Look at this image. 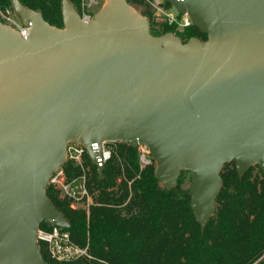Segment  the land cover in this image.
Returning a JSON list of instances; mask_svg holds the SVG:
<instances>
[{
    "label": "water",
    "instance_id": "1",
    "mask_svg": "<svg viewBox=\"0 0 264 264\" xmlns=\"http://www.w3.org/2000/svg\"><path fill=\"white\" fill-rule=\"evenodd\" d=\"M11 1L28 34L0 20V264H50L37 231L70 226L46 193L69 142L93 163L94 142L146 145L168 190L191 171L203 227L225 163L264 172V0H169L207 34L187 41L153 34L128 0H104L89 22L62 0V27Z\"/></svg>",
    "mask_w": 264,
    "mask_h": 264
},
{
    "label": "trees",
    "instance_id": "2",
    "mask_svg": "<svg viewBox=\"0 0 264 264\" xmlns=\"http://www.w3.org/2000/svg\"><path fill=\"white\" fill-rule=\"evenodd\" d=\"M38 10L45 20L63 26L62 0H21ZM75 7L80 0H70ZM150 20L155 35L173 32L174 27L154 20V11L145 0H128ZM13 6L0 0V8ZM177 35L183 41L207 34L194 24ZM118 155L108 161L100 177L94 167L89 187L96 205L88 216L74 209L59 191L46 190L70 226L66 229L88 255L68 261L50 257L40 242L44 260L50 264H264V172L258 165L240 175L235 161L224 164L223 184L216 199V210L203 227L190 205V189L183 187L184 169L178 185L168 190L155 174L154 162L141 169L138 147L119 143ZM116 155V156H115ZM255 168L259 173H255ZM68 176L78 173L66 165ZM41 227L52 224L42 222Z\"/></svg>",
    "mask_w": 264,
    "mask_h": 264
},
{
    "label": "built area",
    "instance_id": "3",
    "mask_svg": "<svg viewBox=\"0 0 264 264\" xmlns=\"http://www.w3.org/2000/svg\"><path fill=\"white\" fill-rule=\"evenodd\" d=\"M149 3L158 9L163 7L165 1L169 0H148ZM184 1V0H181ZM171 3V2H170ZM177 9V8H176ZM81 19L89 22L93 14L83 11L79 13ZM177 14H182V27H187L193 24L190 15L185 12L181 13L177 9ZM173 18H177L173 16ZM176 20V19H175ZM22 36H27L28 28L24 25L18 29ZM119 141L101 140L92 143V151L95 153L96 163L92 162L88 149L83 142H69L66 145V160L55 172H53L48 180L49 186L57 189L66 198L70 206L74 209L83 207L89 212L91 203L94 197L89 187L90 168L85 165V157H88L95 169L104 168L108 161L117 154ZM138 157L141 168L150 164L152 155L148 146L139 144ZM66 165H71L77 168L78 173L73 176H68ZM86 166V167H85ZM98 173V172H97ZM38 243L44 242L46 244L50 257L57 261H68L78 257L88 255L87 247L80 246L72 238L70 231L65 227L52 224L50 228L41 227L39 225L37 231Z\"/></svg>",
    "mask_w": 264,
    "mask_h": 264
},
{
    "label": "rangeland",
    "instance_id": "4",
    "mask_svg": "<svg viewBox=\"0 0 264 264\" xmlns=\"http://www.w3.org/2000/svg\"><path fill=\"white\" fill-rule=\"evenodd\" d=\"M145 1L147 3H149L148 0H145ZM103 3H104V0H80V3H79V5H77L76 9H77L78 13H82L83 11H85L87 13H91L94 15L97 11H99L101 9ZM150 6L152 7V9L154 11V20L173 26L174 30H175V31H173V33L176 34V32L185 28V27H182V25H181V22L183 21L182 14H177V9L172 3L165 1L163 3V7L161 9L155 8L151 4H150ZM138 9L143 10L144 8L142 5H139ZM173 16L177 17V18H175L176 20L173 18ZM0 20H2L3 22H5L11 26H13L16 29H19L23 26V23H22L20 17L16 14L13 6L12 7L7 6L5 8H0ZM192 25H189L187 27H190V26L192 27ZM196 37H198V36H196ZM199 38H202V37L199 36ZM118 145H119V143H118ZM118 153L119 152L117 150V155H118ZM84 159H85V161H84L85 165L88 168H90V175H92L94 173V167L91 164L88 157H85ZM153 162H154V165L156 167V160L152 156V160H151L150 164H152ZM140 167H141V165H140ZM255 173L256 174L259 173L258 168H255ZM191 174L192 173L189 170H188V172L185 173V175L183 177V184H182L183 187H188V186L190 187ZM59 195H60V197L63 198L61 193H59ZM93 205H96V202L94 200H93V203H91V205H90L89 212L86 209H84V210H86L88 216L91 213V209H92ZM76 209H83V207H78ZM41 243L44 244V242H41ZM39 245H40V243H39ZM85 247H87V251H88V246H85Z\"/></svg>",
    "mask_w": 264,
    "mask_h": 264
}]
</instances>
